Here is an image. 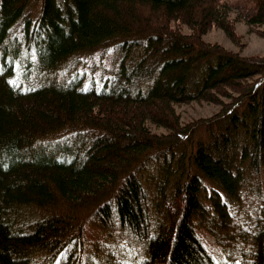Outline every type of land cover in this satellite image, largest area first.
<instances>
[{"label": "trees", "instance_id": "1", "mask_svg": "<svg viewBox=\"0 0 264 264\" xmlns=\"http://www.w3.org/2000/svg\"><path fill=\"white\" fill-rule=\"evenodd\" d=\"M247 1V23L264 25V0ZM233 10L0 0V264H81L88 223L140 248L128 263L96 243L105 264H219L199 229L224 264H264V56L201 38ZM109 47L116 71L87 86L83 56ZM191 101L218 110L183 122Z\"/></svg>", "mask_w": 264, "mask_h": 264}, {"label": "rangeland", "instance_id": "2", "mask_svg": "<svg viewBox=\"0 0 264 264\" xmlns=\"http://www.w3.org/2000/svg\"><path fill=\"white\" fill-rule=\"evenodd\" d=\"M234 6V10L230 13V23L226 26L211 24L202 34L203 41L213 45L222 46L228 50L237 52L246 56H264V25L255 26L247 23V18L244 17L246 12L253 7L252 3L247 0H229ZM140 12H146L143 7L139 8ZM172 25L175 29H180L183 32L189 33L192 31L186 25L179 21H173ZM120 52L115 47L97 50L93 53L83 56V64L81 71L86 76L87 86H101L106 77L111 76L116 71L119 64ZM178 112L182 117L183 122H188L192 119L208 117L212 115L218 106L209 102L191 101L177 106ZM154 132H166L163 127L151 126ZM246 204H249L245 198ZM94 225L88 223L86 231L85 252L82 254L81 264H105L102 258L95 256L93 250L94 244L106 245V252L114 255L119 261L131 262L128 256L139 255L140 248L135 245H129L124 233L116 234L112 238L105 239L103 231L96 230ZM199 235L206 248L213 255L219 264H224L226 254L222 245L216 237L205 229H199ZM80 245V244H78ZM118 246H123L126 250L119 249ZM127 246V247H126ZM94 247V248H93ZM131 247V248H128ZM45 257V256H44ZM114 257V258H115ZM60 260V259H59ZM59 260L57 261L59 263ZM79 260V259H78ZM43 259H35L32 264H43ZM57 264V263H56ZM72 264H79L73 262ZM131 264V263H130Z\"/></svg>", "mask_w": 264, "mask_h": 264}]
</instances>
